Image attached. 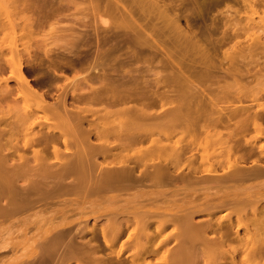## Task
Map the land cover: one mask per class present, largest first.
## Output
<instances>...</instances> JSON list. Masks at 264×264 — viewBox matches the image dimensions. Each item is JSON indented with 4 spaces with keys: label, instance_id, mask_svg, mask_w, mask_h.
<instances>
[{
    "label": "bare ground",
    "instance_id": "bare-ground-1",
    "mask_svg": "<svg viewBox=\"0 0 264 264\" xmlns=\"http://www.w3.org/2000/svg\"><path fill=\"white\" fill-rule=\"evenodd\" d=\"M101 1L92 7L95 45L79 38L57 45L58 52L47 44L27 45L40 17L47 20L62 8V2L72 1H8L13 8L9 26L19 29L8 28L12 42L7 48L0 45V199L5 198L0 218L36 207L51 197L53 189L92 195L115 187L116 191L119 187L129 189L146 180L155 185L179 180L187 187L216 186L224 189L222 195L201 205L197 196H191L185 202L188 210L180 211L182 214L173 217L169 213L171 217L167 214L161 219L163 212H152L154 218L161 216L155 223L157 233L167 223L180 229L177 251L161 264H237L235 256H226L224 246L232 235L227 230L237 235L240 226L253 238L249 262L264 264V193L241 196L231 190L248 177L264 175V102L255 97L248 105L241 101L248 83L264 82V30L249 38V43L245 40L243 44L240 38H246L241 15L249 11L264 20V0H194L197 10L194 6L192 17L187 10L179 14L182 5L177 10L172 0H120L122 6L119 0H103L104 5ZM106 13L114 23L109 24ZM182 17L188 31L181 28ZM66 71H72V76H66ZM5 75L15 79V86H8ZM60 78L64 83L59 84ZM54 89L58 94L48 102ZM2 103L8 107L3 109ZM153 110L160 112L151 113ZM11 112L18 115L19 124L22 117L31 120L30 127L43 116L47 130H36L17 141L13 132L22 124L16 126V120L11 121ZM100 118H113L115 126L92 125ZM249 128L254 135L245 140ZM171 136L179 141L168 143ZM210 136H217L228 154L243 151L222 174L216 173L215 167L201 168L206 161L202 140ZM51 155L56 162L49 160ZM252 155L260 168L257 165L249 171L251 165L245 170L242 162ZM183 159L185 170L177 174V164ZM220 207L227 212L217 216L219 226L226 220L227 227L217 230L212 224H194L197 213L211 216ZM137 212L134 222L145 231L150 225L149 212L146 208ZM209 218L213 219L206 220ZM158 246L151 252L156 253ZM139 248L146 253V243ZM136 258L129 260L140 261ZM120 261L114 263L124 264Z\"/></svg>",
    "mask_w": 264,
    "mask_h": 264
},
{
    "label": "rangeland",
    "instance_id": "rangeland-1",
    "mask_svg": "<svg viewBox=\"0 0 264 264\" xmlns=\"http://www.w3.org/2000/svg\"><path fill=\"white\" fill-rule=\"evenodd\" d=\"M8 1L9 0H0V45L4 48H7V46L10 45L12 42L11 36H13L11 35L12 33H9V30L11 29H8L12 27L9 26V17L13 9L11 4H8ZM71 1L72 2H69V4L62 2V8H60L61 10L59 9V12L57 11L53 15H50L47 20L44 19V17H40L39 20L41 22L34 23L32 28L34 33L27 46L30 47L31 45L32 47L30 48H33L36 45L43 46L47 44V47H51L54 52H56L57 45L72 43L75 39L79 38L83 39L84 42L86 41L85 43H88L89 45H95L97 37L93 28V24H95L93 19V8L96 5L97 0ZM104 1L102 0L101 4ZM169 1L164 0V2ZM175 1L178 3L176 4ZM122 2L123 1L120 0L117 1L120 6L124 4ZM104 4L105 2L103 5ZM194 4V0H172V5L177 6L175 7L176 9L182 5L181 8H179L182 11H179L178 9V11L176 10L181 15L188 13L190 16L191 11L195 7L196 8L194 10H197V6ZM184 10H187V12ZM194 10L192 12H195ZM211 13L217 14L216 10H212ZM252 13L253 12L248 11L243 12L241 15V18H244V20H241L242 25L240 23L239 24L242 27V33L245 30L244 37H246H240L243 41V44H245L246 41L249 43V38L261 34V30H264V20H261L258 14ZM106 14H104V17L109 19V24L114 23L115 19L111 15H108V13ZM17 21L15 20L14 22L19 23V20ZM15 28L19 29L18 26H15ZM181 28L185 31L189 30L183 17L181 19ZM258 30H260V32H258ZM10 32H13V30ZM232 45L233 43L222 47L221 51L228 49ZM230 51L232 52L233 48ZM262 60L260 59L259 65L264 63V60ZM224 65L226 66V64ZM65 74L66 76L71 77L73 72L66 71ZM4 77L8 78V75H5ZM58 82L59 84L64 83V80L60 78V81ZM254 82L255 81H252V83H250L251 85L248 83L249 87H247V90H245L243 96H241V101L243 103L242 105L250 104L254 97L255 99H258L259 103L264 102V82H262L261 85ZM7 84L8 86L13 87L15 86L16 81L15 79L9 77L7 79ZM52 92L53 95L46 99L48 102H53V100L56 98V95L58 94L55 89ZM69 100L72 101L71 98ZM1 106L3 109L8 107L7 105H4V103H2ZM159 112L160 110L151 111V113ZM9 114L10 115L8 116L10 117L13 113L11 112ZM12 116V119L10 117L11 121L14 122L16 120L14 123L15 125H18L19 120L16 118L18 115L15 117V114H13ZM42 117L43 116H41L40 119L38 117V124L33 125V127L32 125L30 127L31 120H25L26 118L24 117H22V119L19 118L22 125L19 124L21 126L15 128V132H13V138H16L17 141H21L31 132L41 129L47 130L48 124ZM21 120H25V123H23ZM92 123V125H98L97 127L100 126V128H109L115 126V121L113 118H100L92 121ZM253 135V130L249 128L248 131L244 133V139L249 140ZM168 140V143L175 144L176 141H179V138L177 136H171L168 138ZM240 142L242 143V147H244L245 144L243 138L240 139ZM202 143L204 145V158L206 161H204V163L202 162L201 168L207 169L209 167H215L216 173L218 172L219 174H222V171L224 173L228 166L233 164L235 157L239 155V153L243 152L240 150L238 152H234L233 154H228L217 136L204 138ZM245 148L246 145L244 149ZM199 152L201 153L200 148ZM26 155H31V149L26 153ZM53 157L51 155L49 158L52 163L56 162ZM253 159H256V156H247L242 162V167H245V170H249L250 166L252 165L253 167L251 166V170L249 171L254 170V168L256 169L258 163H255V160L252 161ZM262 163L264 164V162ZM184 164L185 159L177 164V171L174 169L177 174H179L180 170L181 172H184ZM258 168H260V166ZM176 173L174 176H176ZM252 178L253 179H249L248 177L249 180L246 179L241 181L242 183H236L231 190L235 191V193H239L241 196L250 194L251 192L264 193V186L262 187L264 183V175L260 176L259 174L255 177L253 176ZM147 181L148 180L141 182H144L143 186H140L141 183H139L140 185L136 184V186H130L129 189L122 187L124 190H120L121 188L119 187V189L117 187L119 190L117 189L116 191L115 187L114 189H103L101 192L100 190L93 191L95 193H93L94 195H90L89 192V194L87 193L88 195H86L85 192L82 194V192L77 193L75 191V193L73 190L67 191V189L63 190L64 192L62 193L61 190L58 189H47V191H52L51 197L41 200L36 207L17 213H11L12 215L9 213L10 215H6L5 218H0V264H116L114 263L116 260H121L120 262L124 260V264H161L164 263V261L166 262L165 259H167V261L170 260L173 256V252L177 251L175 248H177L179 244V238L177 234L179 233L180 229L177 228V226L173 223H167L164 229L157 233V229L155 228V225L157 224L156 221L159 220L161 216V219L164 217L167 218V214L169 215V213L172 214L173 217L176 214L178 215L184 213L183 211L185 209L188 210L187 208L189 207V205L185 202L191 196H197L196 202L201 205L202 202H207L206 200L219 196L221 192L222 195L224 189L220 190V188H217L216 186L208 188L203 187L202 185H189L187 187L184 183V185L182 183H178L179 180L176 183L177 185L172 183L176 182L177 180H172L170 183L167 181L168 185L165 184L166 182H164V184L161 183L157 185L153 183V185L152 181ZM217 189L220 191H217ZM2 199L3 200L0 199L3 201L0 202L2 203L0 205L4 204L5 198ZM145 208L146 213L147 211L149 212L147 214L149 216L146 217L147 219L149 218L148 221H150V225L149 228H147L145 231H142L141 228L138 227L139 225H136L134 222V214L137 211L138 214H141L145 211ZM220 208V210L216 209V212L212 213L211 216H208V214L205 212L199 214L197 213L196 217L193 218L195 219L194 224L197 222V225L200 224L204 227L212 224L213 228L216 229L227 227L226 220H224L219 226V215L226 214L227 212L224 207ZM211 211H213V208ZM152 212L153 214L156 212L163 213L162 215L159 213L161 215H159L160 217L154 218ZM156 214L158 215V213ZM163 214H166V216H163ZM205 214H207V216H205ZM233 216L234 215L232 214L231 220L232 222H235V216ZM208 217H213V219L209 218L207 219L209 222H206V218ZM197 218L202 219L203 222L200 221V223L198 220H196ZM112 219H115L116 221H113ZM210 219L213 220V222L210 221ZM238 227L239 226H237V228ZM247 229H249V227H247ZM227 231L229 233L232 232V235L230 234V236H228L230 237V240L228 241L226 248L224 246V249H227L225 250L227 251L225 252L227 254L226 256H235L237 264H241V259H243V264H253L250 263L251 260L247 256L251 250L250 246H252L251 242L253 238L251 234L246 232L242 226L238 228L237 235L233 234V230L230 231L228 229ZM209 235L212 236L211 233ZM151 238L154 240L152 239V241H149L148 243L147 240ZM161 241H164V243L161 244ZM144 243L147 245L145 254H143V251L139 248L140 244L142 245ZM157 246L158 248L156 253H152L151 250ZM55 249H57V251ZM132 257H135V260H137L136 257H139L138 259L140 261L130 262L129 259Z\"/></svg>",
    "mask_w": 264,
    "mask_h": 264
}]
</instances>
